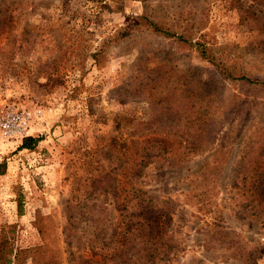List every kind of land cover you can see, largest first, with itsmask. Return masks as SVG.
Segmentation results:
<instances>
[{"label": "rangeland", "instance_id": "1", "mask_svg": "<svg viewBox=\"0 0 264 264\" xmlns=\"http://www.w3.org/2000/svg\"><path fill=\"white\" fill-rule=\"evenodd\" d=\"M187 142L199 153H160ZM259 161L264 0H0V249L17 264L112 257L141 205L162 264H264Z\"/></svg>", "mask_w": 264, "mask_h": 264}, {"label": "trees", "instance_id": "2", "mask_svg": "<svg viewBox=\"0 0 264 264\" xmlns=\"http://www.w3.org/2000/svg\"><path fill=\"white\" fill-rule=\"evenodd\" d=\"M42 140V137H26L24 139V143L21 146V149H34L38 143ZM173 145H170L169 143H163V147L160 149V153L165 155L172 154L173 151H182L183 153L185 151H190L192 154L199 153L200 150L198 148L200 147V144L196 145V143L193 142H187L183 145V143L180 144L179 147L176 149H172ZM196 147V148H195ZM175 151V152H176ZM145 156H141L142 159L151 158L149 155L150 153L154 152V146L151 145L149 150L145 149L144 151ZM146 154H148L146 156ZM263 155V154H261ZM261 155L259 157H261ZM173 162V161H172ZM253 167H251V173L254 174L251 177H248L246 179H250V181H254L253 183L250 182L249 185H252V187L255 188L253 192L252 200L253 202H258L259 200H263V193H264V162H254ZM137 165L136 167H138ZM5 167L6 163L0 164V174L5 173ZM139 175V172L135 171L134 177ZM247 183V182H246ZM136 190V189H135ZM137 191V190H136ZM136 191L132 193L133 195H136ZM138 204V203H137ZM141 203H139L140 205ZM142 206L141 213L134 215H127L124 219L128 222L129 228L126 225L127 231H125L122 240L124 243H122V248L120 251H117L115 254L110 257V255H107L100 260H97L96 257H91L89 261L92 264H162V255L166 252L164 249L165 245L163 242L165 241V238L159 237L160 233L157 231V229L160 227V224L154 221V215H151V217L147 218V213L145 212V209L148 208V206ZM152 213H154V209L151 210ZM141 214H144L143 219L140 220L139 224L136 223L132 224V221L138 217H140ZM134 220V221H135ZM131 223V225H130ZM23 253V251H20L16 254L15 257H12V252L5 253L0 249V264H17V261H20V255ZM35 259V257H34ZM37 263V262H36Z\"/></svg>", "mask_w": 264, "mask_h": 264}]
</instances>
